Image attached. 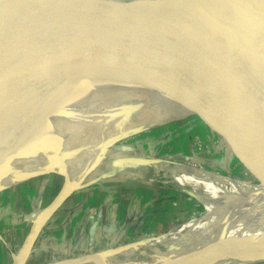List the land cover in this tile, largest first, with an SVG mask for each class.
Returning a JSON list of instances; mask_svg holds the SVG:
<instances>
[{
  "label": "water",
  "instance_id": "obj_1",
  "mask_svg": "<svg viewBox=\"0 0 264 264\" xmlns=\"http://www.w3.org/2000/svg\"><path fill=\"white\" fill-rule=\"evenodd\" d=\"M211 5L212 0H182L173 6L152 5L146 8L117 7L105 4L102 0H0V107L8 103L12 93L17 90L27 91L25 103L29 104L37 94L90 86L100 78H105L98 70L95 76L79 80L60 83L54 79L41 85L32 83L33 79L51 66L109 65L139 88L146 87L131 79L128 73L130 69L175 83L183 79H198L205 85L214 86V94L228 105L243 108L258 118H264V69L210 44L205 37L218 29L230 34L258 33V38L264 42V26L254 22L234 21L231 10L223 18L220 15L221 9L210 8ZM142 99L141 96L95 101L96 107L107 117L103 122L102 135L117 127L123 130L113 140H106L97 146L102 154L95 165L107 159V172L124 168L128 176L135 174L132 177L135 181L142 180L140 176L145 174L143 171L150 169L149 176L153 178L149 181L150 185L159 184L158 177L165 175L171 184L166 192L174 196L171 204L177 200L182 202L186 213L192 211V215L201 206L205 210L204 213L197 212L195 215L198 217L193 216L192 221L203 219L207 211L200 196H213L214 202H218L217 215L224 213L219 203L225 201L231 213L229 223L242 225L246 229L254 212L264 210V172L262 174L257 171L249 176V173L233 175L230 179L222 180V186L230 189L229 193L224 192L219 185L222 177L213 174L211 179L204 173L189 170L185 157L176 152L167 134L158 130L159 122H153L141 112ZM76 100V107L86 106L84 99ZM211 103L213 105L210 110L166 115L169 121L177 125L218 117L230 110L228 107H219L220 104L214 100ZM4 114L18 118L13 110L5 111ZM96 122L100 127L99 120ZM0 136L9 139L14 135L1 130ZM43 136L56 151L64 152L65 141L54 134L50 124ZM126 136L133 137L132 141L115 149L117 142L125 141ZM6 149L0 144V151H5L0 158L13 156V148L8 151ZM115 152L122 158H116ZM128 162L132 163L130 169H127ZM41 174L35 173L25 178ZM177 176L193 178L199 184L180 183ZM67 191L70 195L76 189L70 186ZM234 198L243 201L245 208H237ZM230 228L227 227L225 232H230ZM38 230L37 225L33 227L17 260L27 257L31 241ZM122 249L120 247L112 252H120ZM101 255L107 257L108 253L102 252ZM20 260L13 264H23Z\"/></svg>",
  "mask_w": 264,
  "mask_h": 264
},
{
  "label": "bare ground",
  "instance_id": "obj_2",
  "mask_svg": "<svg viewBox=\"0 0 264 264\" xmlns=\"http://www.w3.org/2000/svg\"><path fill=\"white\" fill-rule=\"evenodd\" d=\"M102 1L117 7L146 8L152 5L173 6L182 0ZM212 7L221 9L220 15L223 18L231 10L234 21L254 22L264 26V0H212L210 8ZM205 37L210 44L237 55L257 68L264 69V42L258 38V33L255 35L230 34L216 29ZM98 70L105 78H100L93 85L40 93L35 95L29 104L25 103L27 91L17 90L12 93L10 101L0 107V131H8L14 135L9 139L0 136V144L7 148L6 151L10 148L31 151L29 156L20 154L12 158H0V188H3L2 183L6 179L13 178L16 181H22L26 176L38 173L39 168L52 165L63 171L69 179L60 196L65 198L69 196L67 187L73 186L76 190L80 189L84 181L94 180L99 176L101 172L93 168V165L101 159L102 154L97 146L106 140H113L112 138L118 136L123 130L117 127L102 135L103 122L107 117H104V112L96 107L95 101L141 96L151 99L150 102L153 100L155 105L159 104V106L156 105L157 107L147 113L153 122H159L158 129L175 123L169 121L166 113L185 115L210 110L213 100L220 104L219 107L239 108L230 106L224 100L217 98L214 94L216 88L212 85H205L198 79H183L175 83L143 71L130 69L128 73L131 79L146 87L139 88L109 65L76 66L71 64L64 68L51 66L33 79L32 83L41 85L54 79L60 83L79 80L95 76ZM76 99H84L86 106L76 107L74 105ZM10 110L17 113V119L4 114L5 111ZM96 120H99L100 127L98 122L95 123ZM48 124L52 127L54 134L65 141L63 153L50 147L48 140H45L42 135ZM4 153L5 151H0V157ZM197 173L201 172L197 171ZM204 175L211 179L214 177L213 174L204 173ZM176 179L183 184L188 182L194 185L199 184L193 178L186 179L177 176ZM212 198L200 196L212 216L205 215L201 220L190 221V223L176 227L167 236L157 240L156 245L166 249L163 254L153 249V244L147 247L130 248L119 252L114 257L102 256L101 253L90 255L95 250L93 248L81 251L87 253L83 261L71 259L58 263L250 264L255 259L264 256V210L254 212L250 225L245 229L242 225L229 223L231 213L227 202L219 203L224 215H217L218 202H214ZM230 226L231 231L225 232V229ZM141 248H150L152 253L148 255L152 256L146 261H133L137 250ZM142 253L145 255L144 251Z\"/></svg>",
  "mask_w": 264,
  "mask_h": 264
},
{
  "label": "rangeland",
  "instance_id": "obj_3",
  "mask_svg": "<svg viewBox=\"0 0 264 264\" xmlns=\"http://www.w3.org/2000/svg\"><path fill=\"white\" fill-rule=\"evenodd\" d=\"M150 101L151 99L146 98L141 100V112L146 115L159 106L153 100V103ZM229 109L228 113L218 117L177 125L173 123L158 129L167 134L176 152L185 157L186 165L192 172L222 177L219 185L227 193L230 189L222 186V180L230 179L233 175L243 176L249 173V176L257 171L262 174L264 172V118H258L242 108ZM132 139L133 137L126 136L125 141L117 142L115 149L119 145L128 144ZM29 153L31 151L13 149V156H29ZM115 153L116 158H122ZM107 163L108 160L105 159L104 162L93 165L95 170L101 172L100 175L94 180L87 179L80 189L61 200L60 196L69 179L56 166L39 168L38 173H42L41 175L25 178V181L17 182L19 185H16L13 178L1 182L0 236L6 240L7 248L10 244L17 250L18 245L11 238L13 231L27 226L31 230L37 225L39 230L31 241L29 252L37 255L31 259L32 264H51L71 259L83 261L87 253L81 251L93 248L95 250L90 255L106 252L107 257H114L119 251H112L121 246L123 249L120 252H123L153 244V249L163 254L166 249L157 246V240L167 236L172 229L190 223L193 216L198 217L195 215L197 212H205L201 206L192 215V211L186 213L182 202L177 200L171 204L174 196L166 192L171 186L167 176L161 174L158 177L159 184L150 185L149 181L153 179L149 176L150 169L143 171L145 174L140 176L142 180L135 181L132 178L135 174L128 176L124 168L121 172H107ZM126 164L127 169H130L132 163ZM112 174L124 177L118 178ZM184 197L186 198L185 195ZM234 202L239 209L246 206L238 198H234ZM205 215L212 216L208 208ZM38 245L42 251L39 254L36 250ZM151 253L150 248H141L137 250L133 261H146L152 256L148 255ZM155 255L153 252V256ZM250 264H264V256Z\"/></svg>",
  "mask_w": 264,
  "mask_h": 264
},
{
  "label": "crops",
  "instance_id": "obj_4",
  "mask_svg": "<svg viewBox=\"0 0 264 264\" xmlns=\"http://www.w3.org/2000/svg\"><path fill=\"white\" fill-rule=\"evenodd\" d=\"M25 220H28V219L25 218ZM32 229L31 230H30V228L28 229V226L27 227H19V229H18L19 231H16V232L13 231V233H11L12 240L15 241L16 246L18 245L16 248L17 250H14L10 244L8 246L9 248H7L6 240L0 236V264H13L15 261L20 260V259L17 260L16 257L19 255V253L21 252V249L24 247L26 240L28 239L29 235L32 232ZM5 230L7 232L9 231V229H6V228H5ZM9 233H10V231H9ZM7 241H9V238ZM40 241H41V239L39 240V243H40ZM43 245L45 246V243H43ZM37 248L38 249H36V250H38V254L42 253V251L40 250V245H38ZM41 248L44 249V247H41ZM35 257H37L36 253L32 252V253H29L26 258H23L24 260H20V261H23L24 262L23 264H30V263L32 264L33 261L31 259H33Z\"/></svg>",
  "mask_w": 264,
  "mask_h": 264
}]
</instances>
